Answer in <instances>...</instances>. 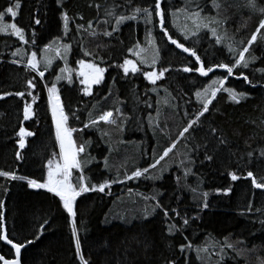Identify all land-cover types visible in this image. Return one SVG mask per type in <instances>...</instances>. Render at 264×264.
Listing matches in <instances>:
<instances>
[{
  "label": "trees",
  "instance_id": "obj_1",
  "mask_svg": "<svg viewBox=\"0 0 264 264\" xmlns=\"http://www.w3.org/2000/svg\"><path fill=\"white\" fill-rule=\"evenodd\" d=\"M157 2L20 0L15 18L5 14L4 22L16 23L28 40L24 43L15 35L0 33V170L27 178L0 176V236L4 220L10 239L18 243L33 241L22 252L23 264H81L72 218L63 202L47 189L30 187L27 182H44L48 161L59 159L48 97V89L55 84L68 116L67 126L76 130L73 139L77 147H85L78 155L83 172L73 169L72 183L79 184L81 175L88 187L117 181L104 192L89 191L76 199L81 251L89 264H264V189L255 188L247 177L251 171L258 181L264 178V29L245 54L246 59L256 57L248 68H234L231 76L222 68L207 77L195 70L184 72V67L195 69L199 62L171 44L162 32L155 10ZM159 2L165 11L168 35L194 48L205 67L220 63L231 66L264 19L244 6L246 0H219V18H227V24L212 25L224 37L218 44L208 29L192 35L195 25L186 18V14L199 10L197 5L203 7L202 16L216 17L212 0ZM12 3L0 0V12ZM257 5L264 7V0H257ZM135 8L152 10L151 22L141 11L136 20H128L116 30L119 16H131ZM109 10L115 15H107ZM65 12L69 17L67 29ZM36 19L41 23L37 25ZM185 25L187 39L181 31ZM153 37L159 59L150 67L155 55L149 44ZM228 44L235 51L229 52ZM49 45L62 49L71 45L61 59L70 72L59 80L62 64L53 60L46 66L43 61ZM137 45L151 52L138 59L134 54ZM17 49L23 53L14 56ZM34 50L40 57L39 71L45 72L42 78L28 67ZM126 59L136 61L140 71L125 74L120 65ZM142 59L147 62L141 63ZM81 60L106 69L101 83L91 86V95L86 94L87 85L74 71ZM152 67L159 73L165 68L169 71L153 84L144 74ZM69 75L71 83L66 78ZM220 79L225 80L224 88L243 93L244 98L236 103L221 90L209 111L181 137L183 129L202 110L196 93H203L213 80ZM29 80L35 88L29 87ZM17 92L24 96L15 95ZM25 102L32 105L34 113L28 120L23 118ZM108 111L113 112L115 125L99 121L85 127ZM161 112L167 114L163 119ZM171 125L173 132L169 134ZM20 127L35 134L25 138L23 148L17 135ZM174 142L173 151L151 168ZM144 168H149L144 175L127 178ZM232 172L240 179L233 181ZM157 201L161 207H157ZM0 253L14 256L2 239Z\"/></svg>",
  "mask_w": 264,
  "mask_h": 264
},
{
  "label": "snow or ice",
  "instance_id": "obj_2",
  "mask_svg": "<svg viewBox=\"0 0 264 264\" xmlns=\"http://www.w3.org/2000/svg\"><path fill=\"white\" fill-rule=\"evenodd\" d=\"M213 7L217 9V16L216 17H205L202 16L203 7L200 5H197L198 11L186 14V18L192 20L193 25H195V30L192 31V35H197L198 31L201 29H208L211 34L216 38V43H221L224 39L223 36L218 34L217 28L212 27L213 24H221L224 25L227 24V18H225L223 21L219 18V10L222 7V4L219 2V0H212ZM252 12L260 13L262 16H264V7H258L257 0H246V4L244 5ZM97 8H99V5H96ZM21 8L20 0H13L12 6L7 7L5 12H0V33H5L9 35H15L19 38V40L23 41L24 43H28V40L25 39V33L24 30L19 27L16 23H10L6 24L4 22V16L5 14H10L11 17L15 18L18 15V10ZM155 10H157V14L159 15V25L162 30V32L167 36V39L171 42V44L175 45L177 48L182 49L183 52L189 53L192 57H195V60L199 62V67L193 69L192 67H184V72H192L196 71L201 76L207 77L209 76V73H212L215 71L216 68H222L225 69L227 74L231 76L233 74L234 68L242 67V68H248L249 64L253 62L256 57L250 56L248 59H246L245 54L249 53L250 48L252 47L253 43L257 41L258 35L260 34V31L264 29V19H261L259 21V27L256 29L255 33H253L248 41V44L246 47L242 49V51L238 52V56L235 59L234 63L230 66L226 63H220L216 64L214 66L210 65L205 67L203 61H201L200 56L197 55V52L194 48L185 47L183 43H180L178 40L173 39L171 35H168V29L165 26V11L161 8V4L158 0V2L155 4ZM143 11L146 14V18L148 22H151V16H152V10L149 9H140L135 8L134 14L131 16H124L120 15L119 18L116 20V30L119 29V26L128 21V20H136L137 15ZM178 11H186V10H178ZM107 15H115L114 10H109ZM177 13H173V16L175 17ZM82 18V17H81ZM63 19L65 21V28L67 29L69 17L67 12L63 14ZM175 22V21H174ZM35 23L38 25L41 23L39 19L35 20ZM107 23V21H105ZM78 29L81 26H77ZM182 34L185 36V38H188V29L185 25L183 29H181ZM227 33V29L225 28V35ZM105 35L111 36V32H105ZM93 36L96 35L95 32L92 33ZM34 42V41H33ZM55 43V42H54ZM149 44L152 46V48L155 50V55L151 61V66H154L159 59V49L155 47V38L153 37L151 41H149ZM229 52L235 51L233 46L231 44L227 45ZM49 49L52 48V45L48 46ZM65 51L70 50L71 45H65L64 46ZM138 49L137 51H134V54L139 56L142 52L145 51V49L140 48L139 45L136 46ZM47 51V50H46ZM57 53L60 52V49H55ZM23 53L22 49H17L16 52L13 53V55H21ZM86 55H89L90 53H85ZM46 66L51 65V59L47 58L46 56ZM14 63H19V61H13ZM147 61L141 60V63H145ZM80 63V72L79 75L83 78L81 80L82 84L88 85L87 88H85V92L88 95H91V86L94 84H100L101 81L104 78V73L106 71L105 68L99 67L95 63H89L85 62L84 60L79 61ZM28 67H30L33 71H37L39 73V76L42 78L44 76L43 71H39V61L37 59V53L33 51L31 53V58L28 61ZM120 67L123 68V71L125 74H128L129 72L136 73L140 71V68L137 66V63L133 60H125ZM64 69H61V72H64ZM169 71V69L165 68L162 71H160L159 74H157L156 71H149L144 73L145 76L153 83L155 84L157 80H160L163 78L164 73ZM261 71H264L262 69ZM61 77H57V80H59ZM68 79V82L71 83L72 79L71 76L66 77ZM243 79L245 81H248V77L244 76ZM251 83L250 81H248ZM29 87L35 88V84L32 80H29L28 82ZM225 80H213L211 84L208 86V88L204 89L202 92H197L196 96L200 99L202 104V110L199 111L198 115L196 116V119L192 120L180 133V136L183 137L184 133L188 132L189 129L193 127V125H196L199 122L200 117L204 116L205 113L209 111V105L212 103V100L215 99L218 92L221 90L227 91L230 94V97L233 101L236 103H239L242 98H244L243 93H237L234 89L231 88H224ZM6 95H13V93H7ZM15 95L23 97V92H17ZM48 97H49V103L51 104V111H52V118L55 122V129H56V140L59 142V148L60 152L59 155L62 158V162L59 161H48V176L47 180L44 183H38L34 179H28V185L33 188H42L47 189L48 192L55 194V196L59 197L60 200L63 202V208L68 212L69 216L72 218V233L74 236H76V251L78 254H80V261L81 264H89L88 260L85 259L84 255L81 251V243L78 235V229H77V223H76V208H75V202L77 197H79L82 193L89 192V191H100L104 192L106 187H110L111 183H115L117 181L108 182L105 181L104 183L99 184L98 186L94 185L92 187H88L83 183V176L81 175L79 177V180L81 181L79 184H73L71 181L72 176V170L73 169H79L80 172H83L82 162L78 159L79 153H82L85 151V147L83 144H81L79 147H77L75 140L73 139L72 133L76 131L75 129H71L67 127L68 122V116L65 114L63 106L61 104V99L59 95V90L53 86L48 89ZM0 99H3V96H0ZM33 103H35V98L33 99ZM33 109L32 105L25 102L23 107V118L25 120H28L33 115ZM99 121H103L105 123L113 124L115 125L117 123L116 119L113 118V112L108 111L104 114L100 115L98 120L93 119L90 121V125H85V127L89 126H95L99 123ZM17 135L20 137L19 140V146L20 148H23L25 146V138L29 136L35 135L33 132L28 131L24 127H20L19 132ZM178 142V141H177ZM176 147V142H174L170 147L166 148L162 155L159 156L158 159H155L154 163L150 165L151 168H156L158 164H160V161L164 160L165 157L169 155L170 152L173 151V149ZM264 155V153H262ZM17 158H20V154L17 153ZM207 159L211 160L212 157L208 156ZM183 163V161L181 162ZM107 161H105V167H107ZM149 171V168H144L143 170L137 169L133 172L132 176L127 177L128 179L132 178H138L144 173H147ZM190 171V170H189ZM188 172L185 173L187 175ZM0 176L5 178H10L12 180H24L27 179L26 177H18L13 172H7L0 170ZM231 179L233 181L240 179V177L237 176L235 172L230 173ZM247 177L251 178V183L254 185L257 189H264V178L261 179V181H258L253 174V172L249 171L247 173ZM229 193L231 192V189L229 188L227 190ZM204 196H207V193H204ZM157 207H161L159 204V201H157ZM204 207H207V203L204 204ZM251 210V208H249ZM167 215V212L164 213ZM179 215V213H176ZM184 224L188 223L187 219H184ZM264 223V222H262ZM43 231V228H41V232ZM173 228L169 227V232L172 233ZM39 237H37L38 239ZM0 239H3L6 241L7 244L11 245L13 249H15V259H6L4 255H0V261H3V264H21L20 262V254L21 249L25 247L23 243H14L9 237L7 236L6 230L5 234L3 236H0ZM33 241H28V243H32ZM226 247L233 248V245L230 243H226ZM183 250V249H182Z\"/></svg>",
  "mask_w": 264,
  "mask_h": 264
},
{
  "label": "rangeland",
  "instance_id": "obj_3",
  "mask_svg": "<svg viewBox=\"0 0 264 264\" xmlns=\"http://www.w3.org/2000/svg\"><path fill=\"white\" fill-rule=\"evenodd\" d=\"M11 22V21H10ZM57 48H59L60 49V52L59 53H57L56 51H55V49H57ZM140 48H143V47H140ZM47 49H49V48H47ZM143 49H145V48H143ZM35 51V50H34ZM49 51V53H45L44 54V58H43V61L44 62H46V56H47V58H49V59H51V61H53V60H55L56 62H60L61 64H62V67L63 68H61V69H64L65 71L62 73V72H60V75H58V77H60V76H62V74H64V73H69L70 72V70H69V67H68V65H66V64H64L63 62H62V60L61 59H63V58H65V53H66V51H65V49H62V47H56V48H51V49H49L48 50ZM33 52V51H32ZM31 52V53H32ZM36 53H37V51H35ZM149 53V52H151L150 51V49H146L144 52H142L139 56H137L136 55V57L139 59V58H141V56L142 55H144V53ZM31 55V54H30ZM37 59H38V61H39V63H40V57L38 56V54H37ZM42 60V59H41ZM66 61V60H65ZM136 62V61H135ZM68 64V63H67ZM80 67L79 68H77V69H75L74 71L75 72H77L78 74H79V72H80ZM154 70H157V68L156 67H152L151 69H149V71H154ZM158 71V70H157ZM45 73V72H44ZM73 73V72H72ZM158 74H159V71H158ZM66 75H68V74H66ZM80 76V75H79ZM53 86H55L57 89H58V87H57V85L55 84V85H52L51 87H53ZM87 87H88V85H87ZM59 90V89H58ZM59 95H60V93H59ZM61 104H62V101H61ZM159 116L163 119V118H165L166 116H167V114L165 113V112H161L160 114H159ZM68 127V126H67ZM167 132L170 134V132H173V127H172V125L171 126H169V129L167 130ZM73 136V135H72ZM25 143H26V141H25ZM177 157H179V156H177ZM184 157V156H183ZM185 158V157H184ZM173 159V158H172ZM186 159V158H185ZM57 161H59V162H62V158L60 157V155H59V159H57ZM169 162H167V164H168ZM48 171H49V169H48ZM48 171H47V176H48ZM47 176H46V179H45V181L44 182H46V180H47ZM44 182H38V183H44ZM118 207V206H117ZM117 207L115 208V210L117 209ZM137 207H139V206H137ZM119 211H122V208L119 206Z\"/></svg>",
  "mask_w": 264,
  "mask_h": 264
},
{
  "label": "water",
  "instance_id": "obj_4",
  "mask_svg": "<svg viewBox=\"0 0 264 264\" xmlns=\"http://www.w3.org/2000/svg\"><path fill=\"white\" fill-rule=\"evenodd\" d=\"M154 71L157 72V70H154ZM5 230H6V233H7V236H8L7 228H6V226H5V221L3 220V228H2V234H1V236H3V235L5 234ZM8 237H9V236H8ZM9 239H10V238H9ZM11 240H12V239H11ZM2 241H3L4 244H6L7 246H9V247L13 250V253H14V256H13V257H6L5 255H4V257H5L6 259H15V249H13L12 246L9 245V244H7L6 241H4L3 239H2ZM12 241H13V240H12ZM13 242H14V243H18V242H15V241H13ZM23 244L25 245V247L28 245L27 242H26V243H23ZM25 247H24V248H25ZM24 248L21 249V254H20V262H21V264H23V262H22V252H23ZM0 255H3V254L0 253ZM0 264H3V261H0Z\"/></svg>",
  "mask_w": 264,
  "mask_h": 264
},
{
  "label": "flooded vegetation",
  "instance_id": "obj_5",
  "mask_svg": "<svg viewBox=\"0 0 264 264\" xmlns=\"http://www.w3.org/2000/svg\"><path fill=\"white\" fill-rule=\"evenodd\" d=\"M61 99V98H60ZM62 101V100H61Z\"/></svg>",
  "mask_w": 264,
  "mask_h": 264
}]
</instances>
